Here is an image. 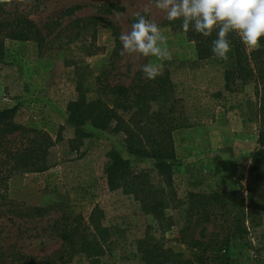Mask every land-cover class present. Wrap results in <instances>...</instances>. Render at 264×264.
<instances>
[{
	"label": "trees",
	"instance_id": "1",
	"mask_svg": "<svg viewBox=\"0 0 264 264\" xmlns=\"http://www.w3.org/2000/svg\"><path fill=\"white\" fill-rule=\"evenodd\" d=\"M29 1L41 7L48 0ZM14 2L0 4V61L6 40L34 41L40 49L46 42L43 29L27 12L10 10ZM101 8L105 13L119 9L108 3ZM83 20L87 21L85 27ZM102 21L106 20L76 18L69 26L84 30ZM166 25L182 29L181 20H167L161 26ZM186 34L197 45V60L211 62L200 76L193 74L194 81H204L205 87H194L203 96L185 97L167 68L154 80L146 79L140 70L130 85L105 84L107 70L87 78L85 88H77L79 96L69 103L68 119L56 139L18 121L16 108L0 110V218L53 216L52 229L61 242L56 252L43 259L22 255L19 263L8 262L1 252L0 264H21V260L29 264H116L110 250L111 228L104 224L105 210L99 205L84 216L59 203L32 207L9 199L7 183L12 177L43 173L58 163L65 165V180L77 189L82 201L104 179L110 193L131 198L141 212L152 217L156 226L149 225L136 241L134 264H231L230 249L236 241L243 242L256 258H264V39L258 50L248 53L239 36L229 33V58L234 60L229 64L212 52L216 32L204 37L190 27ZM247 78L255 79L259 98L258 147L250 155L247 187L209 194L191 192L181 201L174 184V132L215 120L217 109L226 107L236 82ZM87 92H96V99L89 101ZM101 132L122 133L129 154L152 160L153 168L134 169ZM60 144L66 147L63 153L58 151ZM99 154L105 157L102 177L97 174ZM173 229L176 237L168 239L165 234Z\"/></svg>",
	"mask_w": 264,
	"mask_h": 264
},
{
	"label": "rangeland",
	"instance_id": "2",
	"mask_svg": "<svg viewBox=\"0 0 264 264\" xmlns=\"http://www.w3.org/2000/svg\"><path fill=\"white\" fill-rule=\"evenodd\" d=\"M106 3L119 9L105 13L101 5ZM16 8L27 12L43 29L46 42L40 49L34 41H5L0 61V110L16 108L18 121L46 131L54 139L68 119L69 103L79 96L77 88H85L87 78L101 76L108 70L109 74L103 77L105 84L130 85L143 65L155 61L139 54L120 55L122 43L117 42V37L130 31L137 13L157 23L167 36L172 60L155 61L162 65L160 73L166 68L171 70L173 81L185 97L203 96L194 92V87H205L204 81H194L193 74L200 76L202 68L211 62L197 60V45L180 27L161 26L167 21L165 13L156 9L152 0H48L41 7L29 0L23 4L15 0L10 10ZM93 17L106 21L93 23L84 30L69 26L76 18ZM86 22L82 21L84 27ZM59 34L61 39L57 38ZM245 50L251 53L257 49ZM233 61L228 58L229 64ZM246 80L236 82L226 107L217 109L215 120L174 132V184L181 201H186L191 192L209 194L247 187L250 155L258 147L259 98L255 79ZM86 97L95 100L96 92H87ZM101 133L108 145L131 161L134 169L153 168L152 160L129 154L122 133ZM57 147L61 153L66 148L61 144ZM99 157L97 174L102 177L105 157ZM64 169L65 165L58 163L43 173L16 175L8 181L6 193L18 204L36 207L59 203L84 216L99 205L105 210L104 224L111 228L113 261L120 264L127 259L126 264H134L132 251L136 241L144 236L149 225L156 226L152 217L141 212L131 198L110 193L104 179L82 201L76 195L77 189L67 184ZM167 214L171 215L172 210ZM52 218H0V253L6 254L4 259L19 263L22 255L43 259L56 252L61 242L52 229ZM165 235L174 239L176 229ZM230 257L231 264H264V258H256L241 241L233 243ZM20 263L29 264L23 260Z\"/></svg>",
	"mask_w": 264,
	"mask_h": 264
},
{
	"label": "clouds",
	"instance_id": "3",
	"mask_svg": "<svg viewBox=\"0 0 264 264\" xmlns=\"http://www.w3.org/2000/svg\"><path fill=\"white\" fill-rule=\"evenodd\" d=\"M11 0H0V4ZM23 4L24 0H16ZM155 8L165 13L170 22L181 20L182 30L187 33L193 28L204 37L217 33L212 52L223 60H228L231 51L229 33H236L246 48L259 49L264 39V0H152ZM121 56L139 54L153 57L155 61H171L167 36L160 26L144 15L137 13L136 22L128 32L120 35ZM150 61L143 65L146 79L160 75L162 65Z\"/></svg>",
	"mask_w": 264,
	"mask_h": 264
}]
</instances>
